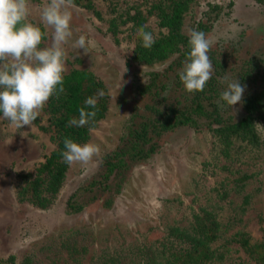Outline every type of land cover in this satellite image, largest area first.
Instances as JSON below:
<instances>
[{
	"label": "rangeland",
	"instance_id": "1",
	"mask_svg": "<svg viewBox=\"0 0 264 264\" xmlns=\"http://www.w3.org/2000/svg\"><path fill=\"white\" fill-rule=\"evenodd\" d=\"M156 1L90 0V6L72 2L73 37L64 45L65 73L74 68L92 72L107 88L108 103L104 118L83 143L97 145L98 155L86 165L69 166L59 193L46 207L32 203L28 192L19 195L25 185L21 176L33 178L44 156L55 148L46 105L32 127L11 126L0 114V259L14 256L19 263L30 256L31 264H88L105 251L116 253V264H139L133 246L137 241L169 226H187L195 213L207 210L222 229L215 243L222 259L215 264H260L253 248L241 241L264 242V128L258 133L254 127L264 126L262 118L227 138L215 131L216 125L170 132L158 140L151 157L130 163L110 191L84 201L81 210L68 209L70 195L119 146L133 107L143 104L136 88L146 73L161 71L178 54L148 63L133 57L143 43L137 32L141 26L146 25L154 38L165 33L152 11ZM46 3L29 0L28 22L45 33L40 48L52 43V29L40 20ZM212 18L206 38L217 55L226 57L231 68L226 75L235 81L231 75L252 53L264 55V11L254 0H191L182 32L189 37L198 21ZM80 35L89 41L87 55L72 47ZM243 87L245 96L251 86ZM225 108L233 121L245 115L241 102ZM131 243L132 248L120 249Z\"/></svg>",
	"mask_w": 264,
	"mask_h": 264
},
{
	"label": "trees",
	"instance_id": "2",
	"mask_svg": "<svg viewBox=\"0 0 264 264\" xmlns=\"http://www.w3.org/2000/svg\"><path fill=\"white\" fill-rule=\"evenodd\" d=\"M191 0H157L152 7L158 25L165 33L155 37L151 48H144L141 43L135 48L134 58L141 62L163 60L173 53L177 56L161 71L151 70L146 73L145 81L138 85L136 94L143 101L135 105L129 118L125 133L117 148L109 151L100 161L95 174L79 185L70 195L68 209L84 208L89 199L111 190L114 179L122 177L130 163L144 161L159 148L158 140L164 135L182 127L200 129L216 125L215 131L225 138L239 134L251 126L255 118L264 119V55L252 53L233 75L241 86L250 85L251 90L241 101L245 115L233 121L227 115L226 102L220 99L227 83H221L226 73L231 71L226 57L216 54L210 47L207 53L212 65L211 79L202 92L190 94L180 81L179 73L184 67L190 52L189 37L182 32V21ZM264 11V0H254ZM73 3L90 6V0H73ZM217 8V5L212 6ZM211 18L208 16V19ZM215 19L198 21L194 30L206 33ZM182 45V46H181ZM228 77V76H227ZM65 91L50 97L46 104L47 121L55 141V148L44 156V162L36 169L33 178L22 175L25 185L19 195L29 193V200L40 207H46L59 193L69 165L63 162L61 153L65 150V138L83 144L90 135V129L96 128L104 118L108 93L103 82L92 72L84 69H71L64 74ZM229 79V78H228ZM59 87V86H58ZM94 98V108L86 105L88 98ZM95 111L96 115L84 127L68 126L72 118H79V109ZM1 114V113H0ZM37 120V119H36ZM43 128V127H42ZM77 203V204H76ZM221 225L210 211L195 213L192 222L184 227L169 226L161 233L147 234L134 245H120L121 248L137 249L139 264H215L222 259L215 243L221 233ZM156 234V235H155ZM242 245L255 251L256 260L264 264V242L250 245L244 238ZM107 246L105 249L114 248ZM252 247V248H251ZM104 249V250H105ZM114 251L116 249H112ZM70 253V252H69ZM116 253H102L92 256L88 264H116ZM31 257L26 256L19 263L14 256L0 259V264H31ZM138 264V261H137Z\"/></svg>",
	"mask_w": 264,
	"mask_h": 264
},
{
	"label": "clouds",
	"instance_id": "3",
	"mask_svg": "<svg viewBox=\"0 0 264 264\" xmlns=\"http://www.w3.org/2000/svg\"><path fill=\"white\" fill-rule=\"evenodd\" d=\"M72 2L48 0L42 8L40 20L46 28L52 29V43L50 47L40 48L45 33L40 26L28 22L29 0H0V113L11 126L32 127L50 97L56 95L59 98L65 91L64 45L73 37L69 10ZM145 27L141 26L137 32L142 38V46L151 48L155 40L152 33L145 31ZM72 47L83 49L85 55L90 52L85 35L75 39ZM189 47L190 52L179 78L185 90L194 94L202 92L212 76L213 65L207 54L211 41L205 33L192 30L189 33ZM221 83H227L226 90L220 94L222 101L232 107L242 101L245 88L237 79L229 81L226 76ZM85 103L94 108L96 100L90 97ZM95 115V111L81 108L79 118L70 119L68 126L84 127ZM254 127L258 133L264 128L259 123ZM64 147L62 160L69 166L86 165L99 153L97 145H81L69 138H65Z\"/></svg>",
	"mask_w": 264,
	"mask_h": 264
}]
</instances>
